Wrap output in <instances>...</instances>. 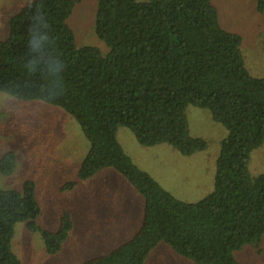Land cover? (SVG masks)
Here are the masks:
<instances>
[{
	"label": "trees",
	"instance_id": "trees-1",
	"mask_svg": "<svg viewBox=\"0 0 264 264\" xmlns=\"http://www.w3.org/2000/svg\"><path fill=\"white\" fill-rule=\"evenodd\" d=\"M76 4L35 0L11 18L9 36L0 40V93L60 107L78 123L89 142L79 181L112 168L144 198L139 231L82 264H145L161 243L195 264H239L234 253L264 235V172L252 177L248 168L264 142V79L245 68L241 38L221 27L213 0H99L96 33L110 49L104 56L77 47L67 23ZM38 8L48 23L42 55L28 49ZM189 105L207 109L227 130L213 192L196 203L165 191L117 140L126 127L145 147L167 144L186 157L203 151L207 143L190 136ZM16 165V154L5 153L0 174L11 176ZM40 213L34 182L20 191L0 188V264H21L12 251L18 223L40 234L48 255L61 251L73 228L70 214L51 233L37 225Z\"/></svg>",
	"mask_w": 264,
	"mask_h": 264
},
{
	"label": "rangeland",
	"instance_id": "rangeland-1",
	"mask_svg": "<svg viewBox=\"0 0 264 264\" xmlns=\"http://www.w3.org/2000/svg\"><path fill=\"white\" fill-rule=\"evenodd\" d=\"M76 1L67 23L77 47H94L108 55L110 49L96 33L99 0ZM28 4L29 0H0V40L8 38L11 18ZM213 5L221 27L241 38L240 49L249 74L264 79V12L259 11L264 4L260 0H213ZM186 118L190 136L207 143L205 150L190 157L167 144L142 146L126 127L118 129L117 140L133 163L165 191L182 202L196 203L213 192L227 130L207 109L189 105ZM88 150L89 142L80 126L60 107L0 93V158L7 152H14L17 158L11 176L0 174V188L20 191L26 181H32L41 208L37 225L55 233L64 212L70 214L73 223L68 239L55 255L45 252L39 233L29 231L26 223H18L12 251L21 264H82L108 255L139 231L144 198L124 176L106 168L86 181L78 180ZM248 168L252 177L264 172V142L251 152ZM70 182L76 183L75 188L63 191ZM234 256L239 264H264V235L258 245H248ZM145 264L195 263L161 243Z\"/></svg>",
	"mask_w": 264,
	"mask_h": 264
},
{
	"label": "clouds",
	"instance_id": "clouds-1",
	"mask_svg": "<svg viewBox=\"0 0 264 264\" xmlns=\"http://www.w3.org/2000/svg\"><path fill=\"white\" fill-rule=\"evenodd\" d=\"M31 3L32 0H29ZM33 24L29 30L28 49L29 53L42 55L47 47L48 33L46 31L47 20L42 9H37L33 16ZM32 61H30L31 63Z\"/></svg>",
	"mask_w": 264,
	"mask_h": 264
}]
</instances>
